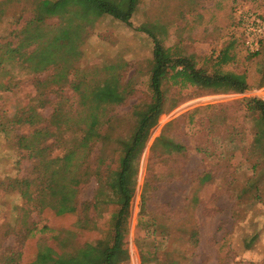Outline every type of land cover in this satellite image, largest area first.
<instances>
[{
	"label": "rangeland",
	"instance_id": "374dc122",
	"mask_svg": "<svg viewBox=\"0 0 264 264\" xmlns=\"http://www.w3.org/2000/svg\"><path fill=\"white\" fill-rule=\"evenodd\" d=\"M40 1L0 0V84L9 85L0 88V264L30 263L44 240L60 248L66 238L63 249L75 250L107 231L115 206H93L94 171L100 155L105 164L113 161L115 138L131 135L137 112L152 100L154 39L142 25L163 45L195 55L208 70L232 42L228 51L234 58L220 68L246 73L251 88L213 92L165 82L170 109L152 128L139 158L126 235L130 257L121 264H264V153L254 143L259 113L248 106L253 97L264 99V42L258 53H249L238 18L247 11L264 15V0H140L132 25L108 14L95 17L78 0H70V7L82 18L51 15L38 24ZM109 1L122 7L127 0ZM220 18L240 26L222 35L223 45L211 28ZM34 54L42 71L28 68ZM58 107L71 120L62 130L49 125ZM30 113L34 124L18 121ZM39 126L56 134L49 143L61 136L77 148L74 162L85 159L77 171L88 167L89 174L77 187V199L92 201L89 217L82 206L64 217L47 208L40 212L38 199L25 196L23 180L37 176L42 156L21 147L20 138L40 146L41 139L33 137ZM85 129L109 138L84 149L78 138ZM54 144L52 155L62 154L60 138ZM29 189L38 191V185ZM109 193L106 187L105 197ZM44 223L50 230L42 233Z\"/></svg>",
	"mask_w": 264,
	"mask_h": 264
},
{
	"label": "trees",
	"instance_id": "16d2710c",
	"mask_svg": "<svg viewBox=\"0 0 264 264\" xmlns=\"http://www.w3.org/2000/svg\"><path fill=\"white\" fill-rule=\"evenodd\" d=\"M78 1L89 6L95 17L108 14L126 22L128 25H132L131 17L140 3V0H127L126 5L121 7L109 0ZM38 8L41 14L36 19L38 24L43 23L44 16H64L66 14L81 18L83 16L70 7V0H41L38 3ZM85 20L91 22L92 19L86 18ZM139 29L148 33L154 39L152 67L149 76L152 100L144 110L137 112L138 121L131 135L127 138H115L116 147L113 161L105 164L103 155L98 157L99 165L94 171L98 188L93 198V206L98 208L100 203L115 206V210L109 219L108 229L104 231L100 239L87 241L75 250L63 249L67 246L66 238H63L62 242L60 241V248L44 240L39 243L36 251L32 254V261L28 264H121L127 261L130 252L126 244V235L130 219V206L136 191L139 158L150 137L152 128L157 125L160 116L170 109V107H167L165 82L172 81L173 84L190 85L213 92L232 91L242 93L251 88L246 73L220 68L221 65L229 63L234 58L229 55L228 51L233 47L232 42L225 49H222L218 56L217 67L208 70L198 64L195 55H187L180 49L163 45L155 32L146 25H142ZM242 41L245 45L244 33H242ZM263 42L264 38L261 40L260 48L256 52H250L246 49L249 53L256 54L261 50ZM29 61L32 62L28 65V68L33 71L38 72L45 69L44 65L39 62L37 54L30 57ZM261 86H264V83ZM0 88H9V85L2 83ZM248 106L250 110L259 113V129L255 133L254 143L264 153V99L253 97L248 101ZM61 109V107L55 109L49 124L56 125L57 129L60 130H62L64 124L71 121L70 118H63ZM18 121L34 124L33 114L30 113L24 120L19 117ZM81 122L82 119L80 118ZM34 134L33 137L37 139V142L41 139L40 146L32 144L34 142H29L26 136L20 138L21 147L31 150L34 157L36 153L42 156L39 158L38 165H36L37 176L23 180V183L27 186L26 191H24L25 196L32 200L33 198L38 199L36 200V206L40 212H44L47 208L55 216L64 217L77 214L80 206H82L81 212L85 213L84 217H89L88 205H91L92 201L80 203L77 199V187L84 179L88 178L89 174L88 167L81 174L77 171L79 165L86 163L85 159L78 164L76 161L74 162L77 148L66 145L63 141L65 140L64 137L58 136L52 144L49 143L50 135L55 134L50 131L49 127L39 126L35 128ZM59 138L65 146L64 151L62 154L52 155V151L56 147L54 143ZM104 138L105 134L85 129L83 135L78 138V146L81 145L84 149H91L92 141L103 140ZM106 138H109V135ZM173 148L183 149L181 145H175ZM83 156H86V154L84 153ZM208 177L205 175L203 180L206 181ZM33 184L38 185V191L34 190L35 192H33L29 189ZM106 187L110 190V193L106 194L105 197ZM38 194L41 195L42 199L36 196ZM39 230L45 233V231L50 230V226L44 223ZM28 231L32 232L33 228L29 227ZM14 261L12 260L11 264H16Z\"/></svg>",
	"mask_w": 264,
	"mask_h": 264
},
{
	"label": "built area",
	"instance_id": "2783aa9c",
	"mask_svg": "<svg viewBox=\"0 0 264 264\" xmlns=\"http://www.w3.org/2000/svg\"><path fill=\"white\" fill-rule=\"evenodd\" d=\"M238 18L245 35V47L250 52H256L264 38V15L247 11L240 12Z\"/></svg>",
	"mask_w": 264,
	"mask_h": 264
},
{
	"label": "crops",
	"instance_id": "0c3cea01",
	"mask_svg": "<svg viewBox=\"0 0 264 264\" xmlns=\"http://www.w3.org/2000/svg\"><path fill=\"white\" fill-rule=\"evenodd\" d=\"M236 22H237V19H236ZM239 22V21H238ZM219 25L218 26H213L211 27L212 29H215L214 31L217 32L218 34H220V42L219 44H222L223 45V41L222 40V35L227 31V30H231V29H234V30H238L240 28V26H237V24L235 25V23L233 24L232 21H230V23H232V26L229 27L230 23H227V21H224V19L220 18L219 21H218ZM227 24H229L227 26ZM217 43V42H216Z\"/></svg>",
	"mask_w": 264,
	"mask_h": 264
}]
</instances>
